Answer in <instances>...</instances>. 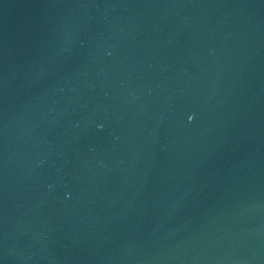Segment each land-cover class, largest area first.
<instances>
[{"label":"water","instance_id":"1","mask_svg":"<svg viewBox=\"0 0 264 264\" xmlns=\"http://www.w3.org/2000/svg\"><path fill=\"white\" fill-rule=\"evenodd\" d=\"M0 264H264V0H0Z\"/></svg>","mask_w":264,"mask_h":264}]
</instances>
